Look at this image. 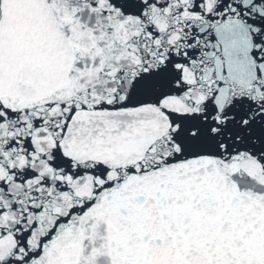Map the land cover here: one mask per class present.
<instances>
[{
  "label": "snow or ice",
  "instance_id": "1",
  "mask_svg": "<svg viewBox=\"0 0 264 264\" xmlns=\"http://www.w3.org/2000/svg\"><path fill=\"white\" fill-rule=\"evenodd\" d=\"M0 264H264V0H0Z\"/></svg>",
  "mask_w": 264,
  "mask_h": 264
}]
</instances>
